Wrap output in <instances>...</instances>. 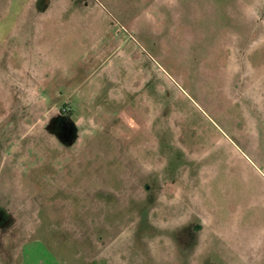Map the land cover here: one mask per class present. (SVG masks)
<instances>
[{
    "label": "rangeland",
    "instance_id": "obj_1",
    "mask_svg": "<svg viewBox=\"0 0 264 264\" xmlns=\"http://www.w3.org/2000/svg\"><path fill=\"white\" fill-rule=\"evenodd\" d=\"M23 242L264 264V0H0V264Z\"/></svg>",
    "mask_w": 264,
    "mask_h": 264
},
{
    "label": "crops",
    "instance_id": "obj_2",
    "mask_svg": "<svg viewBox=\"0 0 264 264\" xmlns=\"http://www.w3.org/2000/svg\"><path fill=\"white\" fill-rule=\"evenodd\" d=\"M14 167L17 168V162L14 164ZM14 170V168H13ZM16 170V169H15ZM13 182H17V177L14 178ZM17 195V194H16ZM13 203L17 205V197L13 198ZM36 246L33 247L32 242H23L21 246L23 247L19 250V256H17V250L9 251L6 256V264H64V258L60 256H55L52 252H49L48 249H42ZM81 264V263H78Z\"/></svg>",
    "mask_w": 264,
    "mask_h": 264
},
{
    "label": "trees",
    "instance_id": "obj_3",
    "mask_svg": "<svg viewBox=\"0 0 264 264\" xmlns=\"http://www.w3.org/2000/svg\"><path fill=\"white\" fill-rule=\"evenodd\" d=\"M62 120H63V122H64V127H69L70 128V125H71V123H70V117L69 116H62ZM68 128V129H69Z\"/></svg>",
    "mask_w": 264,
    "mask_h": 264
}]
</instances>
